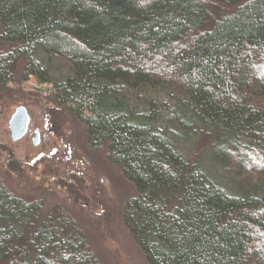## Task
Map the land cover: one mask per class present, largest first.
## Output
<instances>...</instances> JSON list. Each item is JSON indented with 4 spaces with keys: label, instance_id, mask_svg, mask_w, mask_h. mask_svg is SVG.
I'll use <instances>...</instances> for the list:
<instances>
[{
    "label": "trees",
    "instance_id": "obj_1",
    "mask_svg": "<svg viewBox=\"0 0 264 264\" xmlns=\"http://www.w3.org/2000/svg\"><path fill=\"white\" fill-rule=\"evenodd\" d=\"M0 40V88L22 67L49 84L134 185L123 221L150 264H264V0H0ZM0 264L104 262L0 176Z\"/></svg>",
    "mask_w": 264,
    "mask_h": 264
},
{
    "label": "rangeland",
    "instance_id": "obj_2",
    "mask_svg": "<svg viewBox=\"0 0 264 264\" xmlns=\"http://www.w3.org/2000/svg\"><path fill=\"white\" fill-rule=\"evenodd\" d=\"M11 45L0 40V51ZM53 76L67 72L62 60H49ZM51 68V69H50ZM50 85L36 77L23 79V67L6 88H0V176L7 187L25 199L60 203L76 217L92 248L104 264H150L123 221L125 203L134 185L108 160L93 150L81 120L46 96ZM27 107L33 129L13 141L9 121L16 108Z\"/></svg>",
    "mask_w": 264,
    "mask_h": 264
},
{
    "label": "water",
    "instance_id": "obj_3",
    "mask_svg": "<svg viewBox=\"0 0 264 264\" xmlns=\"http://www.w3.org/2000/svg\"><path fill=\"white\" fill-rule=\"evenodd\" d=\"M30 114L26 106L21 105L16 108L9 121V129L13 141H18L25 136L30 123ZM39 136L34 140L35 145L39 144Z\"/></svg>",
    "mask_w": 264,
    "mask_h": 264
},
{
    "label": "flooded vegetation",
    "instance_id": "obj_4",
    "mask_svg": "<svg viewBox=\"0 0 264 264\" xmlns=\"http://www.w3.org/2000/svg\"><path fill=\"white\" fill-rule=\"evenodd\" d=\"M29 131L34 132L37 136H40L42 134L41 130L38 129V128H36L35 131H34L32 117H31V120H30V123H29L28 130H27L26 134H28Z\"/></svg>",
    "mask_w": 264,
    "mask_h": 264
}]
</instances>
